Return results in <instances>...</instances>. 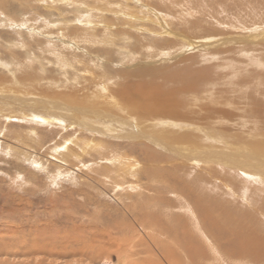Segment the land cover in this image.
Returning <instances> with one entry per match:
<instances>
[{"label":"rangeland","instance_id":"rangeland-1","mask_svg":"<svg viewBox=\"0 0 264 264\" xmlns=\"http://www.w3.org/2000/svg\"><path fill=\"white\" fill-rule=\"evenodd\" d=\"M153 1L0 0V264H164L144 236L136 232L134 240L132 234L139 219L134 210L141 209L146 190L156 189L177 204L175 213L193 221L190 231L198 226L197 216L186 196H205L236 215L263 204L264 147L255 146H264V0ZM144 67L154 82L164 83L163 88L157 85L163 92L176 93L180 115L167 117L173 123L164 118L167 129L152 117L138 124L133 114L126 116L122 101L111 103L114 87L131 83L121 74L143 73ZM183 75L198 78L196 90L180 91L184 87L175 79ZM136 80L145 83L142 77ZM77 108L83 112L75 121L92 123L100 132L93 134L63 118ZM99 113L128 118L135 132L150 138L122 137L120 131L97 123L103 119L94 117ZM175 137L183 140L185 158L180 160L165 148L178 147ZM151 138L163 148L151 144ZM148 150L160 161L152 162ZM187 154L204 157L191 161ZM151 167L163 183H156ZM181 182H186L182 189L187 187L183 198L168 192ZM219 230L215 226L208 232ZM195 239L205 253V262L198 264H244L230 261L210 236ZM175 253L178 264L190 261L180 250Z\"/></svg>","mask_w":264,"mask_h":264},{"label":"bare ground","instance_id":"bare-ground-1","mask_svg":"<svg viewBox=\"0 0 264 264\" xmlns=\"http://www.w3.org/2000/svg\"><path fill=\"white\" fill-rule=\"evenodd\" d=\"M153 1V0H151ZM169 1V0H168ZM171 1V0H170ZM154 2V1H153ZM143 3V2H142ZM160 3V2H159ZM172 3V2H171ZM148 4V3H147ZM173 4V3H172ZM158 6V5H157ZM156 6V7H157ZM159 8V7H158ZM129 9V8H127ZM156 10V9H155ZM160 10V9H159ZM173 11V10H172ZM131 12V11H130ZM162 12V11H161ZM158 14V12H157ZM160 15V14H159ZM130 16V15H129ZM133 17V16H132ZM137 17V16H136ZM160 17V16H159ZM149 18V17H148ZM157 18V17H156ZM153 19V18H152ZM162 19V18H161ZM160 19V21H161ZM90 20V19H89ZM148 20V19H147ZM165 20V19H164ZM159 21V22H160ZM158 23V21H157ZM165 23V22H164ZM168 23V22H167ZM198 23V22H197ZM98 24V23H97ZM151 24V23H150ZM162 25V24H161ZM160 25V26H161ZM173 25V24H172ZM200 25V24H199ZM95 26V25H94ZM108 26V25H107ZM113 26V25H112ZM116 26V25H114ZM165 27V25H163ZM167 26V25H166ZM117 27V26H116ZM162 27V26H161ZM169 27V26H167ZM106 29V28H105ZM173 29V28H172ZM165 29H163L162 32H164ZM169 31V30H168ZM167 33V31H166ZM165 33V34H166ZM173 33V32H171ZM222 33V32H221ZM84 34V33H83ZM164 34V33H163ZM178 34V33H177ZM81 35V34H80ZM222 35V34H221ZM90 38L92 36L89 35ZM183 36V35H182ZM96 38V36H94ZM174 37V36H173ZM73 38V37H72ZM78 38V37H77ZM89 38V39H90ZM94 38V39H95ZM180 38V37H179ZM184 37H181V39ZM210 38V37H208ZM214 38V37H213ZM88 39V40H89ZM93 39V38H92ZM93 39V40H94ZM174 39V38H173ZM207 39V38H206ZM74 40V38H73ZM79 40V39H76ZM75 40V41H76ZM91 40V39H90ZM92 40V41H93ZM183 40V39H182ZM74 41V42H75ZM95 41V40H94ZM93 41V42H94ZM169 41V40H168ZM73 42V43H74ZM89 42V41H88ZM103 42V41H101ZM176 42V41H175ZM72 43V45H73ZM90 43L92 44V42L90 41ZM95 43V42H94ZM105 43V42H104ZM76 44V42H75ZM78 44V43H77ZM177 44V43H176ZM179 44V43H178ZM175 45H171L170 46V55H171V51L172 47H174ZM188 47V46H187ZM166 48V47H165ZM155 49V48H154ZM179 49V48H178ZM181 49V47H180ZM189 49V48H188ZM91 50V49H90ZM93 50V49H92ZM98 50V49H97ZM101 50V49H100ZM153 50V49H152ZM175 50V49H174ZM110 51V52H109ZM109 51L106 50V52L111 53V49H109ZM151 51V50H150ZM154 51V50H153ZM159 51V50H157ZM182 51V50H181ZM184 51V50H183ZM94 52V50L92 51ZM96 52V51H95ZM132 52V51H131ZM180 52V50H179ZM181 53V52H180ZM100 54V53H99ZM183 54V53H182ZM68 55V54H67ZM108 55V54H106ZM110 55V54H109ZM184 55V54H183ZM94 56V55H93ZM96 56V55H95ZM167 56V55H166ZM70 57V56H69ZM89 57V56H88ZM98 57V56H97ZM113 57V56H112ZM173 57V56H172ZM67 58V57H66ZM84 58V57H81ZM69 59V58H68ZM67 60V59H66ZM85 60V59H84ZM92 60V59H91ZM105 60V59H104ZM137 60V59H136ZM64 61V60H63ZM72 61V60H71ZM140 61V60H139ZM68 62V60H67ZM85 61H83L84 63ZM87 62V61H86ZM90 62V61H89ZM110 61H108L109 63ZM114 63V62H113ZM149 63V62H148ZM151 63V61H150ZM68 64V63H67ZM85 64V63H84ZM87 65V64H86ZM105 65V64H104ZM107 65V64H106ZM153 65V63H152ZM134 66V65H133ZM140 66V65H139ZM85 67V66H84ZM88 67V66H86ZM91 67V66H90ZM136 68H138V65L135 66ZM133 68V67H132ZM142 68V67H139ZM87 69V68H86ZM128 69V68H127ZM148 69V68H147ZM145 67L143 68V73H135L133 71H128L124 73H122L121 75H126L127 78L131 79V83L129 82V85H126L125 82L122 85H117L116 87H114L113 90V102L112 105H115L116 102L118 101H122V103L125 105L124 107H126L128 109V115H126L127 117H130V113L133 114L135 116V120L137 122H139L138 124H142L143 121H145L144 119L149 118V120L151 121L152 118H156L158 119L155 123H157L158 126L161 127H165L164 125L170 120L172 119V117L180 115V108L175 105L174 103V96L176 97V93H172L171 95L168 96V92L165 93L162 91L161 87L163 88L164 85L159 84L160 81H155V77H152L151 75H149L148 73H145L146 71ZM92 71V70H91ZM124 71V70H123ZM122 71V72H123ZM89 72V71H87ZM118 72V71H117ZM142 72V71H141ZM86 74V73H85ZM89 75V74H88ZM199 75V74H197ZM190 76V75H189ZM144 78L145 79V83L141 84L142 82L138 83L136 79L139 78ZM147 77H151L153 78V80H147ZM124 78V77H122ZM149 78V79H151ZM188 77H183L179 76L177 77L176 80V84L177 85H182V87L184 88H180V91L183 92L182 90H187L191 89V90H196V84L197 83V77L192 79H187ZM117 79V78H116ZM125 79V78H124ZM108 80V79H107ZM171 80V79H169ZM168 81V80H167ZM154 82V83H153ZM169 83V82H167ZM77 84V83H76ZM164 84V83H163ZM166 84V83H165ZM246 84V83H245ZM157 85H162L161 87L157 86ZM172 85V84H171ZM71 86V85H70ZM75 87V86H74ZM79 87V86H78ZM168 87V86H166ZM170 87V86H169ZM173 87V86H172ZM176 87V86H175ZM71 88V87H70ZM80 89V88H79ZM110 89V88H108ZM173 88H171L172 90ZM11 90V89H10ZM81 90V89H80ZM83 90V88H82ZM170 90V91H171ZM70 91V90H69ZM107 91V90H106ZM111 91V90H110ZM109 91V92H110ZM179 91V92H180ZM75 92V90L73 91ZM80 92V91H79ZM175 92V90L173 91ZM17 93V92H16ZM63 93V92H62ZM187 93V92H184ZM56 94V93H55ZM74 94H77V90ZM15 95V94H14ZM33 95V94H32ZM69 95V94H68ZM110 95V94H109ZM174 95V96H173ZM180 95V93H179ZM182 95V94H181ZM252 95V94H251ZM35 96V95H34ZM39 96V95H38ZM47 96V95H46ZM93 96V95H92ZM185 96V95H183ZM49 97V96H48ZM60 97V95H59ZM63 97V96H62ZM64 97H68L67 95ZM186 97V96H185ZM193 97V96H192ZM249 97V95H248ZM246 97L245 99L247 100ZM91 98V97H89ZM93 98V97H92ZM95 98V96H94ZM109 98V97H108ZM180 98V97H179ZM195 98V97H194ZM198 98V97H197ZM254 98V97H253ZM256 98V97H255ZM58 99V98H57ZM64 99V98H63ZM69 101H74V98L70 95V97L67 98ZM76 99V98H75ZM189 99V98H188ZM196 99V98H195ZM251 99V98H250ZM44 100V99H43ZM53 100V99H52ZM89 100V99H88ZM184 100V99H183ZM182 100V101H183ZM181 101V102H182ZM196 101V100H195ZM250 101V100H249ZM41 102V101H40ZM52 102V101H51ZM64 102V101H63ZM109 102V101H108ZM117 102V104H118ZM176 102V101H175ZM187 102V101H186ZM262 102V101H261ZM260 102V103H261ZM21 103V102H20ZM259 103V101H258ZM46 104V103H44ZM52 104H56V102H53ZM61 104V103H60ZM244 104V103H243ZM37 105V104H35ZM41 105V104H40ZM58 105V104H57ZM119 105V104H118ZM212 105V104H211ZM252 105V104H251ZM254 105V104H253ZM258 105V104H257ZM262 105V104H261ZM50 106V103H49ZM53 106V105H52ZM51 106V107H52ZM117 106V105H116ZM216 107L218 105H215ZM58 107V106H57ZM75 107V106H74ZM188 107V106H187ZM192 107V106H191ZM207 107V106H206ZM213 107V106H212ZM219 107V106H218ZM252 107V106H251ZM259 107V106H258ZM29 108L31 109V107L29 106ZM33 108V107H32ZM39 108V105H38ZM36 108V109H38ZM60 108V107H59ZM73 108V107H72ZM70 108V109H72ZM76 108V107H75ZM115 108V107H113ZM120 108V107H119ZM186 108V107H185ZM184 108V109H185ZM208 108L209 105H208ZM221 108V107H220ZM44 108H40L39 110H43ZM45 109H47V107H45ZM53 109V108H52ZM58 109V108H56ZM62 109L64 110V112L66 111V106L62 105ZM87 109V108H86ZM118 109V108H117ZM122 109V108H121ZM124 109V108H123ZM260 109V108H259ZM51 110V109H50ZM59 110V109H58ZM83 110V109H82ZM81 110V108H77L76 110L73 109V113L69 115V117H67L66 115L63 116V118L67 121L72 120L73 121V125L75 126H79L80 128H82L83 130H87L92 132L93 134H96L94 132H100L99 129H96L95 125L90 123L89 125L87 124V122L85 120H82L83 122L77 123L75 120H78V118H81L80 115H82L81 113L83 112ZM120 110V109H119ZM126 110V109H125ZM183 110V109H182ZM48 111V109H47ZM52 111V110H51ZM50 111V112H51ZM87 111V110H86ZM123 111V110H122ZM188 111V110H187ZM186 111V112H187ZM191 111V110H189ZM257 111V110H256ZM40 112V111H39ZM39 112H35L34 114L38 115H42ZM61 112V111H60ZM85 112V111H84ZM101 112V111H100ZM121 112V111H120ZM125 112V111H124ZM199 112V111H197ZM210 112L211 109H210ZM215 111H213L214 114ZM43 113V112H42ZM48 113V112H47ZM59 113V112H58ZM56 114V117L59 118V114ZM98 113V112H97ZM105 113V112H104ZM104 113H99L97 115H94V117H96V119H100L101 117L103 118L102 120H97V123H102V125H107L109 127V129L111 128V130L116 131H120V135H123L122 137H139V138H150L148 136H145L143 134H140L138 131L135 132V129L132 126V123L129 122V120H127L126 118H119V119H115L112 118L111 116H107ZM182 113V112H181ZM202 113V112H201ZM220 113V112H219ZM223 113V111H222ZM12 114V113H11ZM53 114V113H52ZM88 114H90V111H88ZM92 114V113H91ZM198 114V113H197ZM212 114V113H211ZM218 114V113H217ZM259 114V112H258ZM256 114V115H258ZM28 115V114H27ZM50 115V114H49ZM54 115V114H53ZM63 115V114H62ZM183 115V114H182ZM185 115V113H184ZM206 115V114H205ZM255 115V116H256ZM35 116V118L37 117ZM51 116V115H50ZM84 116H88L87 114L84 113ZM90 116V115H89ZM93 116V115H92ZM137 116V117H136ZM166 116V117H165ZM186 116V115H185ZM191 116H193L191 114ZM262 116V114H261ZM32 117V116H31ZM30 117V118H31ZM47 117V116H45ZM150 117H152L150 119ZM169 120H168V118ZM207 117V116H206ZM259 117V116H258ZM113 119V120H108V119ZM167 119L168 121L165 122V119ZM180 120H179V124H181V122L183 123V120H181V117L179 116ZM178 118V119H179ZM222 118V117H221ZM220 118V119H221ZM257 118V117H254ZM253 118V119H254ZM45 119V118H43ZM63 119V120H64ZM84 119V118H83ZM129 119H132L129 118ZM208 119V118H207ZM211 120V118H209ZM216 119V118H215ZM218 119V118H217ZM38 120V119H37ZM134 120V119H133ZM134 120V121H135ZM219 120V119H218ZM40 121V120H39ZM48 121V120H47ZM149 121V122H150ZM193 121V120H192ZM191 121V122H192ZM200 121V120H199ZM202 121V120H201ZM201 121L199 124H201ZM64 122V121H62ZM170 122V121H169ZM172 122V121H171ZM170 122V123H171ZM47 123V122H46ZM53 123V122H52ZM153 123V122H152ZM153 123V124H155ZM173 123V122H172ZM176 123V122H175ZM45 124V123H44ZM67 124V123H66ZM71 124V123H70ZM98 124V125H100ZM143 124H145V122H143ZM142 124V125H143ZM169 124V123H168ZM190 124V123H189ZM192 124V123H191ZM49 125V124H48ZM149 125V123L147 124ZM202 125V124H201ZM59 126V125H58ZM64 126V125H63ZM68 126V124H67ZM156 127V125H154ZM167 126V125H166ZM169 126V125H168ZM103 127V126H102ZM151 127V126H150ZM173 127V125H172ZM177 127V126H176ZM57 128V127H56ZM73 128V127H71ZM140 128V127H139ZM154 128V127H153ZM151 128V130L153 129ZM174 128V127H173ZM178 128V127H177ZM201 128V126H200ZM142 129V128H141ZM144 129V128H143ZM164 129V128H163ZM165 129H167L165 127ZM172 129V128H170ZM176 129V128H175ZM72 130V129H71ZM75 130V129H74ZM99 130V131H98ZM103 130V129H102ZM108 130V129H107ZM137 130V129H136ZM146 130V129H145ZM150 128H148V132L151 131ZM158 130V128H157ZM169 130V128H168ZM203 130V129H202ZM218 130V129H216ZM220 130V129H219ZM147 131V130H146ZM159 131V130H158ZM171 131V130H169ZM215 131V130H214ZM84 132V131H83ZM153 132V131H152ZM151 132V133H152ZM161 132V131H160ZM173 132V131H172ZM169 132V133H172ZM178 132V129H177ZM184 132V131H182ZM195 132V131H194ZM144 133V132H143ZM158 134V132H156ZM196 133V132H195ZM216 133V132H214ZM220 133V132H219ZM218 133V134H219ZM69 134V133H68ZM67 134V135H68ZM148 134V133H147ZM162 134V133H161ZM160 134V135H161ZM164 134V133H163ZM167 134V133H165ZM164 134V135H165ZM176 134V132L174 133ZM178 134V133H177ZM184 134V133H183ZM186 134V133H185ZM207 134V133H206ZM221 134V133H220ZM86 135V134H85ZM156 135V134H154ZM193 135V134H192ZM210 135V133H209ZM217 135V134H216ZM171 136V135H170ZM169 136V137H170ZM178 136V135H177ZM190 136V135H189ZM198 136V135H197ZM155 137V136H154ZM168 137V136H167ZM184 137V136H183ZM195 138V136H193ZM206 137V136H205ZM209 137V136H208ZM79 138V137H78ZM160 138V137H159ZM177 137H175L176 139ZM190 138V137H189ZM187 138V139H189ZM192 138V140L194 139ZM212 138V137H210ZM129 139V138H128ZM131 139V138H130ZM170 139V138H169ZM174 139V137H173ZM196 139V138H195ZM194 139V140H195ZM141 140V139H140ZM158 140V139H156ZM154 138L150 139V143L154 144V145H158L160 148H163V144H161L159 141H156ZM162 140V139H161ZM178 141V147H174V148H169L168 146H165L166 150L170 151V154L172 156H174L176 159H183L185 158L183 156V151L184 149H181L183 146H180V144H182L181 142V137H179L178 139H176ZM190 140V139H189ZM76 141V140H75ZM134 141V140H133ZM183 141V140H182ZM186 141V140H185ZM199 141V140H198ZM73 142V141H72ZM77 142V141H76ZM158 142V144L156 143ZM168 142V141H166ZM188 142V141H187ZM193 142V141H192ZM196 142V141H195ZM202 142V141H201ZM88 144V142H86ZM98 143V142H97ZM148 143V142H147ZM175 143V142H174ZM74 144V143H73ZM105 144V143H104ZM167 144V143H166ZM169 144H171L169 142ZM197 144V143H196ZM198 145V144H197ZM64 146V145H62ZM140 146V145H139ZM145 146V145H144ZM157 146V147H158ZM189 146V145H188ZM200 146V145H199ZM91 147V146H90ZM148 147V145H147ZM186 147V146H185ZM264 146L262 145H256L255 148H263ZM107 148V147H106ZM150 148V147H149ZM169 148V149H168ZM91 149V148H90ZM191 149V148H190ZM253 149V148H252ZM92 150V149H91ZM100 150V149H99ZM144 150V149H143ZM151 150V149H150ZM159 150V149H158ZM165 150V151H166ZM172 150V152H171ZM186 150V149H185ZM194 150V148H193ZM88 151V150H87ZM145 151V150H144ZM149 151V150H148ZM153 151V150H152ZM164 151V152H165ZM192 150H190L191 152ZM233 151V150H231ZM252 151V150H251ZM83 152V151H82ZM147 152V151H146ZM185 152V151H184ZM188 152V151H187ZM86 153V152H85ZM111 153V152H110ZM144 153V152H143ZM263 153V152H262ZM76 154V153H75ZM117 154V153H116ZM122 154V153H121ZM149 156L151 157L150 160H154L152 162L155 161H160V158L158 156H156L155 154H153V152L149 151ZM160 154V153H159ZM233 154V153H231ZM161 155V154H160ZM189 157L190 155L187 154ZM115 156V155H114ZM121 156V155H119ZM208 156V155H205ZM163 157V156H162ZM171 157V156H169ZM197 157H204V154H193L190 157V160H196ZM209 157V156H208ZM257 157V156H256ZM259 157V156H258ZM112 158V157H110ZM109 158V159H110ZM129 158V157H128ZM164 158L166 159V156H164ZM253 158V157H252ZM103 159V158H102ZM123 159V158H122ZM121 159V160H122ZM148 159V158H147ZM168 159V158H167ZM205 161L207 162V158ZM203 159V160H204ZM259 159V158H258ZM104 160V159H103ZM113 160L114 157H113ZM171 160V159H170ZM169 160V161H170ZM189 160V161H190ZM118 161V160H117ZM130 161V160H129ZM137 161V160H136ZM184 161V160H183ZM199 161V160H198ZM251 161V160H250ZM249 161V162H250ZM163 162V159H162ZM174 162V161H173ZM177 162V161H176ZM175 162V163H176ZM186 162V161H185ZM117 163V162H116ZM128 163V162H127ZM132 163V162H131ZM135 163V162H134ZM132 163V164H134ZM166 163V162H165ZM171 163V162H170ZM195 163V162H193ZM118 164V163H117ZM129 164V163H128ZM153 164V163H152ZM160 164V163H159ZM139 165V164H138ZM175 165V164H174ZM173 165V166H174ZM178 166V168H181V166H183L182 164H176ZM186 165V164H184ZM188 165V164H187ZM205 165V164H204ZM203 165V166H204ZM232 165V164H231ZM119 166L115 165V167ZM121 166V165H120ZM124 166V165H123ZM202 166V167H203ZM253 166V165H252ZM257 166V165H256ZM154 167V166H153ZM151 167V173L153 176V179H159L158 177V170H157V175L155 174L156 171L154 170V168ZM184 167V166H183ZM209 167V166H208ZM212 167V166H211ZM235 168H237V165L233 166ZM239 167V166H238ZM127 168V165H126ZM139 168V167H137ZM174 168V167H173ZM196 168V167H195ZM231 168V167H230ZM234 168V169H235ZM243 168V167H242ZM247 168V167H246ZM250 168V167H249ZM254 168V167H253ZM262 168V167H261ZM128 169V168H127ZM130 169V167H129ZM128 169V171H129ZM133 169V168H132ZM157 169V168H156ZM185 169V168H184ZM212 169V168H211ZM216 169V168H215ZM257 169V168H256ZM121 170V169H120ZM231 170V169H230ZM245 170V169H244ZM125 171V170H124ZM247 171H249L252 174L261 176V174L256 171H252L251 169H247ZM127 172V171H126ZM125 172V173H126ZM131 172V171H130ZM130 172H127L126 174H130ZM211 172V171H210ZM111 174V173H110ZM128 174V175H129ZM137 174V173H136ZM249 174V173H248ZM264 174V173H262ZM241 175V174H240ZM251 175V174H250ZM126 176V175H125ZM246 176V175H245ZM133 177V176H132ZM131 177V178H132ZM240 177V176H239ZM242 177V176H241ZM247 177V176H246ZM252 177V176H251ZM121 178V176H120ZM248 178V177H247ZM263 178V177H262ZM231 179V178H230ZM229 179V180H230ZM238 179V178H237ZM240 179V178H239ZM255 179V178H253ZM129 180V179H128ZM132 180V179H131ZM160 180V181H159ZM156 183H160L162 182L161 179H159ZM258 180V179H257ZM124 181V180H122ZM244 181V180H243ZM249 181V180H247ZM129 182V181H128ZM131 182V181H130ZM134 182V181H133ZM163 183V182H162ZM181 187H170V189L168 190V192L172 193V192H176L177 194H179V198L182 197L183 195L181 193L187 191V187L183 188V186L186 185V182H181ZM209 183V182H208ZM150 185V184H149ZM244 185V183H243ZM147 186V185H146ZM163 186V185H162ZM237 186V185H236ZM124 187V186H123ZM134 187V186H133ZM136 187V186H135ZM141 187V186H140ZM150 187V186H149ZM165 187V186H163ZM173 188H176V191L173 190ZM136 189V188H135ZM143 189V187H142ZM140 189H138L137 191H139ZM141 191V190H140ZM145 191V190H144ZM196 191V190H195ZM264 191V190H263ZM136 192V191H135ZM142 192V193H141ZM140 194H143V191H141ZM145 192L146 195L143 197L145 198V202L143 203L142 206H138L141 209L138 210H134L135 211V216H138L139 219H136L135 225L134 227H132V234H133V238L134 240H136L138 237H135L136 232H138L140 235L144 236V238H146L145 240H148V242H150L152 244V247L154 246V251L157 252L158 254V258L162 259V262L164 264H178V258L177 255L175 253V250H180L181 252H183V254H185V257H188L187 260L189 261L187 264H198L199 262H205L204 257H205V253H203V250L200 246V244L198 242H196L195 237L200 238V240L202 241L203 238H205L206 235L210 236L212 239L215 240V242L217 243V248L220 247L219 249L221 250V247L224 251V253L227 254V256H231V260L230 261H234L236 260L237 262H244V264H264V221L261 219L260 216L264 217V197L262 199V203L263 204H259L257 207L253 208V210L256 209V211H243L245 212L244 214L241 213L240 215H236L235 213H233L232 211H230V209L226 208L223 204H216L214 201L209 200L208 198H206L205 196L200 197V199H192V197L190 196H186V198L190 199V206L189 204L187 205L188 208L190 210H193L195 214V216H197L196 218V222L194 226H199L200 229H198L197 227L193 228V231H190V226H192V219L190 217H188L187 215L184 216V214H176V210L177 207H179L177 204L175 203H171L168 200H166V197H162L161 193L158 192V190L156 189H152V190H146ZM153 192V193H152ZM241 192V191H239ZM253 192V191H252ZM175 194V193H174ZM176 194V195H177ZM240 194V193H239ZM143 196V195H142ZM261 197V196H260ZM169 200H173L172 198H168ZM185 199V198H184ZM186 199V200H187ZM253 199V198H252ZM173 202V201H172ZM257 203V202H256ZM223 205V206H222ZM144 206V207H143ZM174 207V208H173ZM143 208L146 209L145 211H142ZM150 209H153V212L149 211ZM163 211H165V213H163ZM241 212V211H240ZM145 213V214H144ZM190 213V212H189ZM143 214V215H142ZM163 214H165L166 216H163ZM215 217V219H213ZM255 217V218H253ZM116 226V225H114ZM218 226L219 232L218 233H209L208 230H211L212 227ZM141 228H143L141 230ZM148 229H152L154 233L148 234L146 233ZM117 230H122V227L118 225ZM145 230V231H144ZM200 232L204 233V237H199V234H201ZM229 234L230 237H227V235ZM164 236L165 239L162 240L161 237ZM221 241L218 242L217 240ZM211 241V240H210ZM164 242V243H162ZM204 242V241H203ZM202 243V242H201ZM203 244V243H202ZM204 245V244H203ZM144 246V244H143ZM142 246V248H143ZM145 247V246H144ZM171 247L174 248V252L171 251ZM148 249V247H147ZM204 249V248H203ZM141 250V249H140ZM218 250V249H217ZM153 251V250H152ZM222 251V250H221ZM219 255V254H218ZM217 255V256H218ZM116 256V252L111 255L110 257H114ZM221 257V256H220ZM155 258V256H154ZM106 259H108L109 261H114L113 258H109L107 257ZM113 259V260H112ZM193 259H196V261H193ZM180 260V259H179ZM217 260V259H216ZM229 260V259H228ZM160 261V260H159ZM218 261V260H217ZM243 264V263H242Z\"/></svg>","mask_w":264,"mask_h":264}]
</instances>
